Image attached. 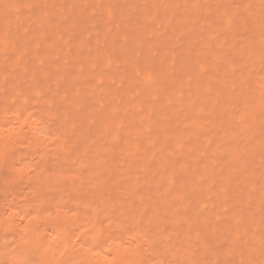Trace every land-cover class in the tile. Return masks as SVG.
Returning <instances> with one entry per match:
<instances>
[{"label": "bare ground", "instance_id": "6f19581e", "mask_svg": "<svg viewBox=\"0 0 264 264\" xmlns=\"http://www.w3.org/2000/svg\"><path fill=\"white\" fill-rule=\"evenodd\" d=\"M0 264H264V0H0Z\"/></svg>", "mask_w": 264, "mask_h": 264}]
</instances>
